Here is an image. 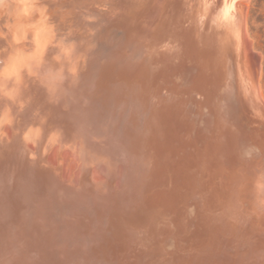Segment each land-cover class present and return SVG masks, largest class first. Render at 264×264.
<instances>
[{"label": "water", "instance_id": "water-1", "mask_svg": "<svg viewBox=\"0 0 264 264\" xmlns=\"http://www.w3.org/2000/svg\"><path fill=\"white\" fill-rule=\"evenodd\" d=\"M247 124L243 0H0V264H264Z\"/></svg>", "mask_w": 264, "mask_h": 264}, {"label": "rangeland", "instance_id": "rangeland-1", "mask_svg": "<svg viewBox=\"0 0 264 264\" xmlns=\"http://www.w3.org/2000/svg\"><path fill=\"white\" fill-rule=\"evenodd\" d=\"M246 13L253 54L259 61V90L264 98V0H247Z\"/></svg>", "mask_w": 264, "mask_h": 264}, {"label": "bare ground", "instance_id": "bare-ground-1", "mask_svg": "<svg viewBox=\"0 0 264 264\" xmlns=\"http://www.w3.org/2000/svg\"><path fill=\"white\" fill-rule=\"evenodd\" d=\"M247 0H243V4L246 8ZM254 55V54H253ZM254 61H255V67H256V73H257V79L259 78V61L258 57L254 55ZM230 80V76H227V80ZM231 84L229 83V86ZM259 85V83H258ZM260 91V90H259ZM261 94V93H260ZM262 96V95H261ZM263 98V97H262ZM264 99V98H263ZM241 132L238 136H241L239 139H237V145L241 152L243 153L244 157L247 161L252 160H262V149L252 145V139L254 132H264V126H258V125H248L246 128H243L240 126ZM237 158L233 159L232 161L227 162L224 164V166L228 170H232Z\"/></svg>", "mask_w": 264, "mask_h": 264}]
</instances>
